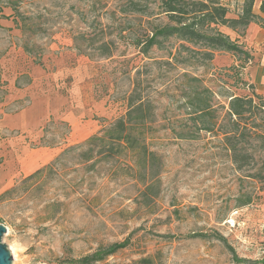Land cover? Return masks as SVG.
<instances>
[{
	"label": "rangeland",
	"instance_id": "obj_1",
	"mask_svg": "<svg viewBox=\"0 0 264 264\" xmlns=\"http://www.w3.org/2000/svg\"><path fill=\"white\" fill-rule=\"evenodd\" d=\"M120 1L0 0V225L13 264H71L126 240L125 250L97 264H241L229 247L264 264V180L237 170L218 129L187 122L183 98V75L201 78L222 119L230 97H264L245 81L242 69L253 65L226 52L205 66L181 65L169 58L175 40L145 57L118 36L125 19L112 12ZM244 1L222 0L231 17ZM131 25L139 29L138 20ZM258 26L264 41V21ZM92 39L114 42L113 56L79 49ZM138 84L155 106L147 142L164 166L153 202L142 197L129 158L95 171L71 159L54 165L124 116ZM61 122L71 128L67 138Z\"/></svg>",
	"mask_w": 264,
	"mask_h": 264
},
{
	"label": "trees",
	"instance_id": "obj_2",
	"mask_svg": "<svg viewBox=\"0 0 264 264\" xmlns=\"http://www.w3.org/2000/svg\"><path fill=\"white\" fill-rule=\"evenodd\" d=\"M255 3L256 0H245L240 13L231 17V10L222 0H122L112 15L119 14L125 19V26L120 28L118 36L129 39L131 45L145 57L154 48L165 51V43L175 40L179 46L176 54L169 53V58L178 64L194 63L205 66L214 60L215 54L226 52L237 55L240 61L247 65L253 60L249 52L238 43V39L232 40L225 34L222 28H228L240 37L245 36L250 25H258L264 21V1L260 4L259 14L254 10ZM161 17H165L167 22L153 23ZM0 19L5 17L1 15ZM137 20L139 29L131 25ZM0 28L3 27L0 25ZM79 37L78 40L84 38L82 35ZM82 48H89L100 57L110 58L114 54L115 44L112 41L96 42L92 39L90 45H80L79 49L83 50ZM165 65L173 66L170 62ZM242 70H245V67ZM183 77L186 80L183 98L186 101L187 122L192 123L200 132L211 133L218 129L217 133L223 137V143L230 152L237 170L249 172L247 178L264 180V97L256 96L255 100L249 96H232L229 98L226 115L220 119L217 116L219 107L216 108L217 104L214 103V94L204 86L203 80L189 74H184ZM155 120V106L150 97L140 90L138 84L128 98V111L124 116L104 127L83 144L66 149L56 158L54 165L71 159L77 165H86L89 171H95L100 164L129 158L134 162L135 176L144 188L142 197L153 202L160 193V177L164 167L161 157L151 151L147 142ZM60 124L66 128L64 138H67L71 128L67 123ZM178 138L191 139L193 134L179 133ZM257 153L260 154L258 161ZM257 165H260L258 171L251 173ZM39 173L41 171L36 174ZM17 189L18 187L5 192L2 198L12 195ZM250 202L251 199H248L243 205H249ZM128 246L129 240H126L69 262L97 264ZM229 248L238 263H258L240 259L235 250ZM138 264L155 263L153 259L146 258Z\"/></svg>",
	"mask_w": 264,
	"mask_h": 264
},
{
	"label": "crops",
	"instance_id": "obj_3",
	"mask_svg": "<svg viewBox=\"0 0 264 264\" xmlns=\"http://www.w3.org/2000/svg\"><path fill=\"white\" fill-rule=\"evenodd\" d=\"M260 4L261 0L258 1L254 9L257 14H259ZM222 31L231 38L235 36L232 40L238 39V43L251 55L253 59L251 65L253 66L245 69V81L252 89H255L256 93L264 96V41H262L263 33L260 27L257 24L250 25L243 37L228 28H222ZM235 66H238V62L235 63Z\"/></svg>",
	"mask_w": 264,
	"mask_h": 264
},
{
	"label": "water",
	"instance_id": "obj_4",
	"mask_svg": "<svg viewBox=\"0 0 264 264\" xmlns=\"http://www.w3.org/2000/svg\"><path fill=\"white\" fill-rule=\"evenodd\" d=\"M7 228L0 225V264H13V256L8 246L4 244Z\"/></svg>",
	"mask_w": 264,
	"mask_h": 264
},
{
	"label": "built area",
	"instance_id": "obj_5",
	"mask_svg": "<svg viewBox=\"0 0 264 264\" xmlns=\"http://www.w3.org/2000/svg\"><path fill=\"white\" fill-rule=\"evenodd\" d=\"M251 64V63H250Z\"/></svg>",
	"mask_w": 264,
	"mask_h": 264
}]
</instances>
